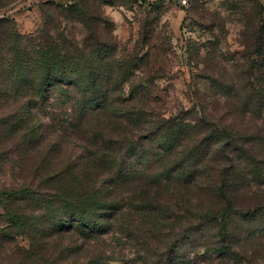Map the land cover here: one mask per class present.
Here are the masks:
<instances>
[{
  "label": "rangeland",
  "instance_id": "obj_1",
  "mask_svg": "<svg viewBox=\"0 0 264 264\" xmlns=\"http://www.w3.org/2000/svg\"><path fill=\"white\" fill-rule=\"evenodd\" d=\"M105 2L108 5L102 12L113 25L118 52L137 60L134 74L149 80V104L157 115L170 120L185 115L195 120L201 116L203 107L222 118L215 121L218 127L232 123L240 133L251 135L257 129L262 132L253 137L256 142L245 144L249 154L243 155L245 164L240 174L226 173L223 180L226 186L223 193L233 203L226 221L228 239L224 248L236 256L235 261L217 260L213 249L219 242L220 215L214 219L205 215L225 206V198L218 190L225 157L211 159L203 169L201 183L214 184V189L200 191L197 182L183 187L181 182H175L177 179L173 182L163 178L159 182L155 176L149 181L143 179L139 173H160L165 167L154 159L145 163L137 152L126 166L129 178L120 182L115 191L116 199L127 204L117 212L122 226L132 224L136 231L127 236L129 231L124 233L120 227L91 241V245L110 260L107 264H264V111L256 119L248 113L232 115L224 109L229 100L215 94L220 87L216 88L210 79L218 75L228 79L246 72L251 62L260 60L251 52L260 20L264 23V0H195L186 7L162 0ZM8 14L21 34L39 36L43 18L39 0L18 2ZM257 71L262 77L258 80L254 76L251 84L264 89V68ZM0 82L2 86L3 81ZM124 88L128 91V85ZM21 99L0 100V264L16 263L33 247L25 230L8 225L6 209L19 208L27 216L37 212L30 201L29 205L23 199L11 204L2 194L12 189L44 193L49 188L43 184L45 176L79 160L85 154V144L93 137L68 127V105L56 91L51 92V99L42 110L44 116L38 120L35 115L40 113L36 109L20 124L19 120L6 118L8 109L16 111L24 104V98ZM121 129L110 135L139 141L151 154L158 149L155 137L147 135L142 141L138 129L131 131L125 125ZM196 133L195 139L199 132ZM195 139L190 141L195 143ZM187 145L163 158L168 169L184 167V156L192 147ZM249 157L257 158L259 164H253ZM149 206L157 212L167 209L165 216L169 221L157 224L147 218L148 213H140ZM234 210L239 212L234 214ZM148 225H153L150 230ZM179 258L183 261H178Z\"/></svg>",
  "mask_w": 264,
  "mask_h": 264
},
{
  "label": "trees",
  "instance_id": "obj_2",
  "mask_svg": "<svg viewBox=\"0 0 264 264\" xmlns=\"http://www.w3.org/2000/svg\"><path fill=\"white\" fill-rule=\"evenodd\" d=\"M22 1L25 0H0V80L3 81L2 86L0 82V100L16 102L24 98V104L16 111L8 109L6 118L19 120L20 124L36 109L40 113L35 115L38 120L51 99V92L56 91L68 105V127L93 137L85 144V154L79 160L45 176L43 184L49 188L44 193L12 189L2 194L8 203L23 199L29 205L30 201L37 211L34 216H27L19 208L6 209L8 225L25 230L33 246L14 264H107L110 260L94 248L91 241L120 227L124 233L129 231L127 236L136 231L132 224L122 226L117 212L127 204L116 199L115 191L120 182L129 178L126 166L137 152L145 163L154 159L165 167L160 173H139L143 179L149 181L154 176L159 182L162 178L172 182L177 179L175 182H181L183 187L197 182L200 191L214 189V184L201 183L203 169L211 159L225 157L218 188L225 198V206L205 215L207 219L220 215L219 242L213 249L217 260L235 261L236 256L224 248L228 239L226 221L233 211V203L223 193L226 187L223 180L226 173L240 174L245 164L243 155L249 154L245 144L256 142L253 137L262 130H254L251 136L236 131L232 123L218 127L215 121L222 118L203 107L201 116L195 120L185 115L173 120L157 115L149 104V80L134 74L137 60L118 52L113 25L102 12L108 5L107 0H39L43 15L39 36L21 34L8 14ZM260 22L251 52L260 60L251 62L246 72L228 79L222 75L210 78L216 88L220 87L215 94L229 100L224 109L234 116L248 113L256 119L264 111V89L251 84L254 76L258 80L262 77L257 70L264 68L263 19ZM126 85L128 91L124 88ZM124 125L131 131L138 129V138L142 141L147 135L155 137L158 149L151 154L139 141L110 135L122 131ZM196 132L204 138L195 139ZM191 139H195V143ZM185 145L193 148L184 156V167L179 169L177 165L168 169L166 156ZM249 159L259 164L257 158ZM151 206L143 207L140 213H148L147 218L157 224L169 221L165 216L167 209L157 212ZM129 207L137 211L131 204ZM238 212L234 210V214ZM153 225H148V230ZM181 259L178 261L182 262Z\"/></svg>",
  "mask_w": 264,
  "mask_h": 264
},
{
  "label": "built area",
  "instance_id": "obj_3",
  "mask_svg": "<svg viewBox=\"0 0 264 264\" xmlns=\"http://www.w3.org/2000/svg\"><path fill=\"white\" fill-rule=\"evenodd\" d=\"M166 3H171V4H175V5H178V6H181V7H186L190 4V2L192 0H162Z\"/></svg>",
  "mask_w": 264,
  "mask_h": 264
}]
</instances>
